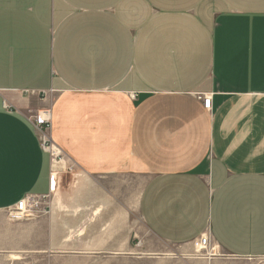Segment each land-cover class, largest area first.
<instances>
[{
	"label": "crops",
	"instance_id": "0c3cea01",
	"mask_svg": "<svg viewBox=\"0 0 264 264\" xmlns=\"http://www.w3.org/2000/svg\"><path fill=\"white\" fill-rule=\"evenodd\" d=\"M70 168L94 193L141 179L162 242L263 257L264 0H0V212Z\"/></svg>",
	"mask_w": 264,
	"mask_h": 264
},
{
	"label": "rangeland",
	"instance_id": "374dc122",
	"mask_svg": "<svg viewBox=\"0 0 264 264\" xmlns=\"http://www.w3.org/2000/svg\"><path fill=\"white\" fill-rule=\"evenodd\" d=\"M20 96L30 100V113L43 97L31 91ZM73 169L66 172L72 176L67 193L57 184L36 217L0 212V264H264V256L235 258L214 244L162 242L139 213L141 179L103 182L94 193Z\"/></svg>",
	"mask_w": 264,
	"mask_h": 264
},
{
	"label": "built area",
	"instance_id": "2783aa9c",
	"mask_svg": "<svg viewBox=\"0 0 264 264\" xmlns=\"http://www.w3.org/2000/svg\"><path fill=\"white\" fill-rule=\"evenodd\" d=\"M29 92V91H26ZM46 92H43L42 96L44 97ZM204 106L207 109H210L212 106V98L205 97L203 98ZM6 106H8L6 104ZM32 120L35 124L39 135H40V142L41 146L44 150L48 151L51 154V157L54 161H62L63 160V153L61 150L55 145L53 138L51 136L50 130L52 127V113L51 110H43L39 111L38 113L32 114ZM56 173V174H55ZM56 179H58L57 172L51 173V181L53 182L52 193L55 192L56 186ZM55 184V185H54ZM51 194L48 195H28L22 200H20L14 208L9 209L8 211L11 212V216L13 217H20L26 220L32 219L36 217L37 213L39 212L41 205L45 202L49 201ZM197 243L204 248L213 245V239L211 232L207 230L200 238L197 240Z\"/></svg>",
	"mask_w": 264,
	"mask_h": 264
},
{
	"label": "bare ground",
	"instance_id": "6f19581e",
	"mask_svg": "<svg viewBox=\"0 0 264 264\" xmlns=\"http://www.w3.org/2000/svg\"><path fill=\"white\" fill-rule=\"evenodd\" d=\"M56 174V173H55ZM55 185V184H54Z\"/></svg>",
	"mask_w": 264,
	"mask_h": 264
}]
</instances>
